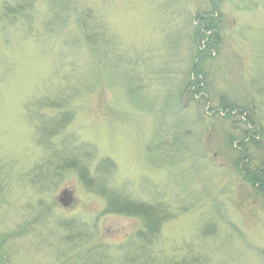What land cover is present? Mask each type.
I'll use <instances>...</instances> for the list:
<instances>
[{
  "label": "rangeland",
  "instance_id": "rangeland-1",
  "mask_svg": "<svg viewBox=\"0 0 264 264\" xmlns=\"http://www.w3.org/2000/svg\"><path fill=\"white\" fill-rule=\"evenodd\" d=\"M26 9L0 20V264H264V197L245 176L264 166V0ZM41 111L68 113L53 149ZM119 196L162 210L156 237Z\"/></svg>",
  "mask_w": 264,
  "mask_h": 264
},
{
  "label": "trees",
  "instance_id": "trees-1",
  "mask_svg": "<svg viewBox=\"0 0 264 264\" xmlns=\"http://www.w3.org/2000/svg\"><path fill=\"white\" fill-rule=\"evenodd\" d=\"M18 3V7L15 6H11V4H4L3 7V11H0V20L1 18H9V19H13V18H17L18 15L20 16H26V11L28 7H30L31 1L32 0H15ZM56 1V0H55ZM59 2H64L65 0H57ZM21 2V4H20ZM27 6V7H26ZM210 18H208L207 20L203 19V22L201 23V27H202V31H201V35H204V38L206 39L208 37L207 33L208 31H213L214 32V28H213V23L212 21H209ZM85 28L83 36L84 39L86 41H93V42H100V39H103L104 37H97L94 36L93 34H91L87 28V24L85 23L84 26ZM215 33V32H214ZM217 35V33H216ZM203 39V38H201ZM204 40V39H203ZM103 41V40H102ZM212 42H213V37H209L207 40V43L204 46V50L210 49L209 46H212ZM202 50V49H201ZM200 50V51H201ZM211 52V50H209V53ZM208 54H203V52H199V55L197 56L198 58L202 59H206ZM192 73L193 75H199V70H198V66H194L192 69ZM198 78V79H197ZM197 81L194 82L192 81L191 84L194 85L195 91L197 92L200 89V84L202 83V81L199 80V77H197ZM51 101V100H49ZM49 107L55 108L54 102L50 103L49 102ZM47 112H39L37 114V116H35L36 118H38L40 121H38L37 123V129L38 132L41 137V142L43 143V141H46L45 144H48V148L49 149H53V143L51 141V137L55 136L56 134L59 133V131H61L62 129H64L65 127V122H64V118L66 117V115H68V113L64 112L60 114L61 120L58 119L57 121L54 120V118H49V117H44V115ZM249 123H251L250 121H248ZM253 124V123H251ZM254 125V124H253ZM57 151H55L54 154H56ZM60 153V155H59ZM58 156L61 157V159L65 160L67 155H63L61 154V152H59ZM57 156V157H58ZM243 160L240 161L241 163H245L247 160V156L244 154V156L242 157ZM72 164L70 165L71 167H76L77 166H81L79 163V161L77 160H73L71 161ZM64 163H68V160L66 159V161H64ZM88 168L82 167L81 169V177L84 176V178L87 180L89 178V176H87V172H88ZM245 176L249 179V182H251L254 186L258 187L257 190L260 192L261 195H263L264 197V166L263 167H255L254 169L249 168L247 170V172L245 173ZM88 182V181H87ZM91 183H88V185ZM127 200H123L121 199V197L119 196V198L116 201V198H114V200L111 202V205L117 206L119 211L122 212H128V210L130 212H134L135 214H139L144 218V224L145 227L148 228V233L151 237H156L157 234L159 233V229H160V225L163 222V216H160L161 211L160 209L157 208H153L151 206L145 207L143 205H139V206H131L130 204L127 205L126 204ZM113 202H116L117 205H115ZM116 207V208H117ZM147 233V234H148ZM147 234H144L143 232L139 234V236L141 235L142 237H146Z\"/></svg>",
  "mask_w": 264,
  "mask_h": 264
},
{
  "label": "water",
  "instance_id": "water-1",
  "mask_svg": "<svg viewBox=\"0 0 264 264\" xmlns=\"http://www.w3.org/2000/svg\"><path fill=\"white\" fill-rule=\"evenodd\" d=\"M67 195H68V191H67V190H64V191L62 192V194H61L60 202L64 203V202H65V201H64V198H65V196H67Z\"/></svg>",
  "mask_w": 264,
  "mask_h": 264
}]
</instances>
